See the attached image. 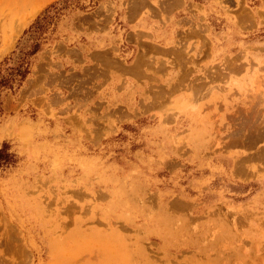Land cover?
Wrapping results in <instances>:
<instances>
[{
    "label": "rangeland",
    "instance_id": "rangeland-1",
    "mask_svg": "<svg viewBox=\"0 0 264 264\" xmlns=\"http://www.w3.org/2000/svg\"><path fill=\"white\" fill-rule=\"evenodd\" d=\"M55 1L0 0V65ZM32 40L0 264H264V0H62Z\"/></svg>",
    "mask_w": 264,
    "mask_h": 264
},
{
    "label": "trees",
    "instance_id": "trees-1",
    "mask_svg": "<svg viewBox=\"0 0 264 264\" xmlns=\"http://www.w3.org/2000/svg\"><path fill=\"white\" fill-rule=\"evenodd\" d=\"M62 0L55 1L45 9V14L41 17H37L33 23H31L23 32L19 38L20 45H17L12 51V54L4 58L0 65V90L3 87H10L14 80H22L26 73L27 68L24 65L26 56L31 54L35 50V44L33 43V37L41 30L45 19L50 13V9L55 8L61 3ZM33 44V45H32ZM32 45L30 51H26L27 48ZM17 77V78H16ZM11 161V154L7 151V146L3 143L0 146V165L9 163Z\"/></svg>",
    "mask_w": 264,
    "mask_h": 264
},
{
    "label": "bare ground",
    "instance_id": "bare-ground-1",
    "mask_svg": "<svg viewBox=\"0 0 264 264\" xmlns=\"http://www.w3.org/2000/svg\"><path fill=\"white\" fill-rule=\"evenodd\" d=\"M131 11V10H130ZM13 29V28H12ZM150 63V62H149ZM117 70V69H116ZM139 71V70H138ZM140 75V74H139Z\"/></svg>",
    "mask_w": 264,
    "mask_h": 264
}]
</instances>
